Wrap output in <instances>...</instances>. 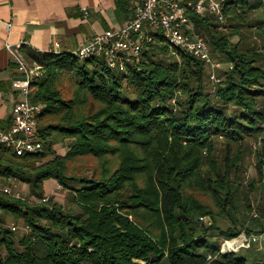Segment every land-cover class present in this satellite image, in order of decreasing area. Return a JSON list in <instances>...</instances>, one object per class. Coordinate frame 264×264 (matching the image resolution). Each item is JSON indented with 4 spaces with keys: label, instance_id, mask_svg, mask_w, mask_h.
I'll return each mask as SVG.
<instances>
[{
    "label": "trees",
    "instance_id": "1",
    "mask_svg": "<svg viewBox=\"0 0 264 264\" xmlns=\"http://www.w3.org/2000/svg\"><path fill=\"white\" fill-rule=\"evenodd\" d=\"M222 11L221 27L187 11L210 58L222 56L215 80L158 30L146 29L151 39L122 69L100 56L22 52L40 67L32 101L43 107L42 147L16 156L0 146V177L46 201L0 191V264H264V243L220 252L263 231L248 218L264 191V3L224 0ZM250 153L256 178L246 183ZM47 180L66 205L45 196ZM5 215L22 222L20 236L2 228Z\"/></svg>",
    "mask_w": 264,
    "mask_h": 264
},
{
    "label": "built area",
    "instance_id": "2",
    "mask_svg": "<svg viewBox=\"0 0 264 264\" xmlns=\"http://www.w3.org/2000/svg\"><path fill=\"white\" fill-rule=\"evenodd\" d=\"M224 0H138L132 18L122 28L112 29L95 36L92 40L78 47L74 54L79 59L102 57L111 68H123V61L127 55L138 57L142 42L150 40L146 29L158 30L167 43L173 48H179L194 57L206 62L210 69V79L215 80L214 69L217 63L212 62L208 45L204 38L195 33L187 11L203 16L212 15L221 27L226 25L222 11ZM264 3V0H257ZM84 13L85 10L83 9ZM11 29V24H6ZM11 60L21 74L19 92L22 99L16 102L11 109L10 124L6 130H0V146H3L16 156L34 154L41 150V141L37 134L38 116L42 111V104L32 101L35 92L33 82L40 74L38 65H29L20 52V45L4 44ZM12 197L19 198V194L10 189H3ZM46 198L41 199V202ZM199 221H209L205 216ZM263 231L250 234L246 237L240 234L234 240L239 248H247L253 243H264V218L261 219ZM14 230V227H11ZM226 244V243H225ZM228 245L222 246L228 250ZM222 250H220L221 252ZM234 252V251H233ZM223 253V252H222ZM230 253V252H225ZM211 259L207 257V261Z\"/></svg>",
    "mask_w": 264,
    "mask_h": 264
},
{
    "label": "crops",
    "instance_id": "3",
    "mask_svg": "<svg viewBox=\"0 0 264 264\" xmlns=\"http://www.w3.org/2000/svg\"><path fill=\"white\" fill-rule=\"evenodd\" d=\"M137 1L0 0V130L8 128L11 109L22 99L21 74L5 50V43L20 45L21 54L74 53L95 36L124 27ZM7 23L11 24L9 31ZM52 183L55 182H44L45 191ZM18 184L24 186L13 181V188Z\"/></svg>",
    "mask_w": 264,
    "mask_h": 264
},
{
    "label": "rangeland",
    "instance_id": "4",
    "mask_svg": "<svg viewBox=\"0 0 264 264\" xmlns=\"http://www.w3.org/2000/svg\"><path fill=\"white\" fill-rule=\"evenodd\" d=\"M195 33L200 34L204 40L207 39L206 38V34L204 32H197L196 30H194ZM237 40L236 37H231V42L235 43ZM211 60L214 63H217L219 65L218 68L214 69V72L217 74V72H219V70H224L225 69V65L224 63H222L220 61V58H222V56L218 53L215 52L214 54H211ZM55 149L61 153L64 152V148L61 146H56ZM244 163H243V169H244V182L246 183H250L252 179L256 178V173L254 170V155L252 153L246 155V157L244 158ZM52 187H46V197L48 196H53L54 200L59 202L60 204L66 205L67 204V195L64 191L60 190L55 183H52ZM10 189L13 192H16L19 194V198L18 200L21 202H25L27 204H33V203H38L41 202V199H36L33 197H30L29 194L27 193V188L26 185L22 186V185H17L13 188V181H7L5 180V178H1L0 177V191L3 192V189ZM6 194V193H5ZM8 195V194H7ZM256 196H251L253 198H251L252 203L254 204V206L256 207V210H254L250 216L249 222V228L251 229V231L255 232L257 230H259L261 228V224L260 221L261 219L264 218V212L263 211H259L257 209L259 202L261 204H259V207H261V205H263L264 207V191L263 193H261L262 198L257 197L258 195L255 194ZM10 196V195H8ZM256 215V216H255ZM209 221L202 223L204 227H208L211 224V219L207 216H205ZM257 220H259V222H257ZM5 226L11 228L14 227V230H12L13 235L15 237L20 236L22 231H23V226H22V222L18 221L17 223L15 222V220L10 216V215H5V221H4V225L2 223V228H5ZM235 239V238H234ZM225 240L220 247V250H222L221 252L225 253V252H233V251H238L239 249V244L237 242H235V240ZM237 239V238H236ZM226 243V244H225ZM224 245H228V247H226L228 250H223L222 246ZM5 255V250L2 246H0V256H4Z\"/></svg>",
    "mask_w": 264,
    "mask_h": 264
}]
</instances>
